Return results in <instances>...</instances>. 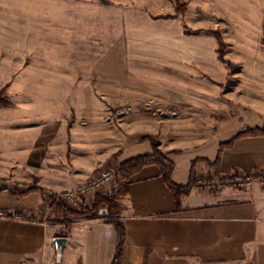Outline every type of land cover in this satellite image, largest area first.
Instances as JSON below:
<instances>
[{"label":"crops","instance_id":"1","mask_svg":"<svg viewBox=\"0 0 264 264\" xmlns=\"http://www.w3.org/2000/svg\"><path fill=\"white\" fill-rule=\"evenodd\" d=\"M204 18L201 7L195 10L190 4L184 17L154 19L146 10L135 8L126 19L129 64L139 71H169L171 89L167 93L185 94L183 102L189 110L210 108L212 130L207 137H194L188 129L190 140L197 143L168 149L159 140L162 132L154 134L175 165L173 180L179 185L190 182L194 160L213 163L223 142L247 127L264 130V55L251 57L256 62L252 66L254 83L237 91L243 96L231 102L235 107H228L220 96L211 103L212 87L207 82L223 67L215 37L205 32L210 27ZM185 24L201 32L187 33ZM256 30L262 36L263 24ZM146 77L140 72V83ZM180 79H185L182 84L187 83V90L179 85ZM58 91L81 93L82 86H63ZM38 114L8 117L0 110V174L33 181L40 190L62 193L77 189L92 176L97 159H85V153L66 149V112L52 108L45 117ZM196 122L189 120L186 125ZM139 134V138L131 132L126 135L127 143L116 157L118 164L153 151L152 141ZM258 170H264V135L238 139L223 151L220 166L200 162L196 176ZM40 190L0 193V210L25 216L23 220L0 217V264H113L119 236L115 226L104 219H78L66 228L62 216L52 210L49 225L29 220L41 211ZM119 201L120 220L126 228L121 264H264V185L215 190L194 186L182 197L178 212L160 168L149 165L130 178ZM60 236L68 241L58 261L55 239Z\"/></svg>","mask_w":264,"mask_h":264},{"label":"rangeland","instance_id":"2","mask_svg":"<svg viewBox=\"0 0 264 264\" xmlns=\"http://www.w3.org/2000/svg\"><path fill=\"white\" fill-rule=\"evenodd\" d=\"M190 4L195 10L201 7L210 27L205 32L218 43V58L214 32L226 43V61L219 58L223 70L213 72L207 82L211 103L221 97L228 107H235L231 102L243 96L237 91L254 83L256 62L251 57L264 55V28L262 36L256 32L264 26V0H0V94L4 91L9 101L0 110L20 118L35 111L42 118L52 108L66 112V149L97 159L92 175L118 164L116 157L130 132L136 138L142 133L143 139L151 138L159 146L154 134L160 131L159 140L168 149L197 143L190 140L188 129L194 137H207L212 130L210 108L189 110L185 94L166 92L171 89L169 71H139L126 58L129 11L146 10L154 19L176 18L184 17ZM186 25L187 33L201 32ZM140 72L147 76L141 83ZM182 80L179 85L187 90ZM63 86H82V92H59ZM193 119L199 123L187 126ZM0 177L38 188L11 174ZM117 181L118 175L112 190L97 194L90 205L98 195L112 193L121 205L125 189ZM100 214H107V209Z\"/></svg>","mask_w":264,"mask_h":264},{"label":"trees","instance_id":"3","mask_svg":"<svg viewBox=\"0 0 264 264\" xmlns=\"http://www.w3.org/2000/svg\"><path fill=\"white\" fill-rule=\"evenodd\" d=\"M264 28V26H263ZM211 32V30H210ZM215 36L218 38L219 41V58L222 61H226L224 57V48L226 46L225 41L223 40L222 36L218 32H214ZM264 42V41H263ZM5 92H1L0 94V108L9 105V101L5 99ZM257 135H264V130L260 128H250L247 127L243 131L236 134L232 139L223 142L220 145L218 157L215 162L210 163L206 159H196L192 163V172H191V178L190 182L187 185H179L173 180V173L175 169L174 163L168 158L167 154L164 153L157 143L148 137H145L144 139H148L152 141L153 144V151L148 154H143L136 156L134 158H131L123 163L120 164L119 170H118V184L123 186L125 191L128 189V181L130 178L141 171L144 167L149 165H157L160 170L162 177L170 190L174 194L175 198V205H176V211H181V205H182V197L184 195L190 194L193 187L195 186L197 176H196V170L197 165L200 162H207L210 165H213L215 167L220 166L222 154L223 151L226 148L231 147L238 139L246 136H257ZM34 190H40L36 187H33L32 190L26 191V192H17V191H11V193L14 194H26ZM43 196V189L40 190ZM3 192H9L7 189H0V193ZM52 210H56L59 215L62 216L61 222L65 225L66 228H70L72 224L78 220V219H104L106 222L111 223L115 226L118 236H119V243L118 248L116 252V256L114 258L113 264H121L122 255L124 253V247L126 244V228L123 225L122 221L120 220V213L122 211L121 205L117 202V198L112 193L111 195H98L95 198V201L93 205H86L79 209H72L68 206H66L63 202L57 201L55 198H52L51 200ZM102 209H107V214L102 215L100 214V211Z\"/></svg>","mask_w":264,"mask_h":264},{"label":"built area","instance_id":"4","mask_svg":"<svg viewBox=\"0 0 264 264\" xmlns=\"http://www.w3.org/2000/svg\"><path fill=\"white\" fill-rule=\"evenodd\" d=\"M120 165H109L99 169L93 174L87 182L77 189L57 193L52 189H43V202L41 211L38 216H33L29 220L32 222H39L43 225L51 224V217L49 213L52 211L51 199L55 198L57 201L63 202L66 206L72 209H79L83 206L90 205L93 198L101 193H108L115 185V180L118 175ZM264 185V170L241 172L235 171L228 174L217 175H201L197 176L195 186L199 189L215 190L226 186H234L238 188H246L252 184ZM34 185L17 181L11 178L0 177V189H7L17 192H26L32 190ZM0 217H9L17 220L25 219L23 213L20 212H6L0 210Z\"/></svg>","mask_w":264,"mask_h":264},{"label":"water","instance_id":"5","mask_svg":"<svg viewBox=\"0 0 264 264\" xmlns=\"http://www.w3.org/2000/svg\"><path fill=\"white\" fill-rule=\"evenodd\" d=\"M67 241H68V238L64 236H60L55 239L58 261L61 260V257L63 254V248H64V245L67 243Z\"/></svg>","mask_w":264,"mask_h":264}]
</instances>
